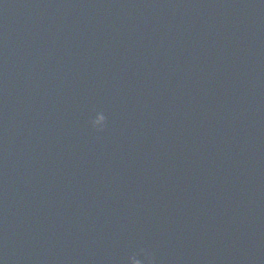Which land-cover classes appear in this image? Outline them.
<instances>
[{"label":"water","instance_id":"obj_1","mask_svg":"<svg viewBox=\"0 0 264 264\" xmlns=\"http://www.w3.org/2000/svg\"><path fill=\"white\" fill-rule=\"evenodd\" d=\"M264 264V0H0V264Z\"/></svg>","mask_w":264,"mask_h":264},{"label":"clouds","instance_id":"obj_2","mask_svg":"<svg viewBox=\"0 0 264 264\" xmlns=\"http://www.w3.org/2000/svg\"><path fill=\"white\" fill-rule=\"evenodd\" d=\"M137 264H139V262H137Z\"/></svg>","mask_w":264,"mask_h":264}]
</instances>
